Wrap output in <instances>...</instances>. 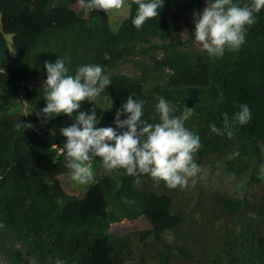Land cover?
Returning a JSON list of instances; mask_svg holds the SVG:
<instances>
[{
	"label": "trees",
	"instance_id": "1",
	"mask_svg": "<svg viewBox=\"0 0 264 264\" xmlns=\"http://www.w3.org/2000/svg\"><path fill=\"white\" fill-rule=\"evenodd\" d=\"M128 1L129 16L112 30L93 26L78 0H0V264H264V8L246 26L239 50L209 58L171 40L174 22L165 8L187 14L199 11L201 0H164L158 16L139 30L132 23L138 6ZM58 58L69 75L90 64L109 76L111 85L95 103L84 101L78 110L95 108L97 128L121 131L116 113L130 95L143 103L142 119L152 124L159 122L161 97L177 107L175 115L184 105L194 107L185 127L200 136L196 178L216 180L230 172L237 180L250 173L252 198L200 188L188 206V187L157 186L148 174L136 184L137 177L116 169L85 184L82 197L69 199L60 182V175L71 174L59 133L75 119L61 114L46 122L44 83L29 84L45 82L44 62ZM126 62L136 72L116 70ZM20 90L32 111L28 116L6 96ZM243 104L251 120L236 123L231 139L211 131V124L223 127L224 114L231 122ZM17 124L33 127L17 130ZM234 153L239 155L230 159ZM168 231L175 234L172 241Z\"/></svg>",
	"mask_w": 264,
	"mask_h": 264
},
{
	"label": "clouds",
	"instance_id": "2",
	"mask_svg": "<svg viewBox=\"0 0 264 264\" xmlns=\"http://www.w3.org/2000/svg\"><path fill=\"white\" fill-rule=\"evenodd\" d=\"M138 6L132 23L137 30L146 20L156 18L164 0H131ZM86 10L99 9L107 14L120 11L125 0H78ZM129 7L131 5H128ZM264 8V0H252L251 6L243 7L232 0H207L202 12L195 13L194 41L205 51L209 58H219L225 50L236 51L245 43L246 26L256 23L254 13ZM47 72L45 89L46 106L41 110L48 119L61 114L75 119L71 126L61 128L66 143L60 149L65 156V167L70 170L71 179L80 184L93 182L91 167L93 158H101L104 168L111 173L124 169L139 184L144 174L156 182H163L167 188L187 187L188 178L201 171L194 162V156L201 148L200 136L185 127V122L194 114V107L187 108L175 115L177 107L164 99H158L156 111L159 122L152 124L142 119L143 103L128 96L120 111L116 113L117 132L112 127L97 128L96 109L90 112L78 111L84 101L95 103L100 94L111 85L109 76L103 74L99 65H84L77 68L75 75H69L65 62L58 58L55 63L45 61ZM75 113H78L74 116ZM127 118L121 120L120 117ZM251 120L248 105H240V111L229 121L223 117V127L215 124L209 127L217 135H227L231 139L236 123L245 125ZM33 127L31 124H17L16 128ZM239 153H234V158ZM4 225L0 224V228ZM56 264H65L57 259Z\"/></svg>",
	"mask_w": 264,
	"mask_h": 264
},
{
	"label": "rangeland",
	"instance_id": "3",
	"mask_svg": "<svg viewBox=\"0 0 264 264\" xmlns=\"http://www.w3.org/2000/svg\"><path fill=\"white\" fill-rule=\"evenodd\" d=\"M129 1L125 0V7L120 11H113L110 15L105 13L101 17H96L91 15V10L82 9L81 15L88 19L89 22L93 26L98 27H107L112 30H116L120 23L129 16L130 7L128 6ZM207 6V0H201L200 10L196 12H189L187 14H181L174 7L166 5L165 8L172 16V20L174 22V33L171 36V40L185 42L188 46H190L195 51L204 52L200 46L194 41V33H195V24H194V16L195 13L202 12L203 9ZM116 70L120 72H124L127 74H132L136 72L133 64L130 62L121 63ZM44 83L41 79H33L29 82V84H42ZM6 96H10L13 98L14 102L17 104L16 110H19L26 114L27 116L32 113L29 108L27 102L24 99V93L20 90L16 94H6ZM59 137L64 146L66 143V137H64L61 132L59 133ZM91 167L93 171L94 178H97L105 173H108L103 166L102 160H93L91 162ZM260 176L264 179V163L259 167ZM220 179H214L211 177L210 179H199L196 176L188 178L187 187L189 190H192L193 196L192 198L187 199L186 205H194L197 199V195L199 194V189H209L213 188L214 190H219L225 194L233 196L235 198H252L255 193L251 188L248 187L247 183L250 180V173L243 175L239 179H235L230 172H224L219 177ZM60 182L68 195L69 199L80 198L83 196L84 191L86 190V185H80L74 182L71 179V176L68 174L60 175ZM198 215V214H197ZM175 237V234L171 231L166 233V238L169 241H172Z\"/></svg>",
	"mask_w": 264,
	"mask_h": 264
}]
</instances>
